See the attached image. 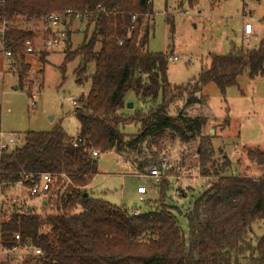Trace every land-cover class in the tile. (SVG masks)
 Returning <instances> with one entry per match:
<instances>
[{"label": "trees", "instance_id": "16d2710c", "mask_svg": "<svg viewBox=\"0 0 264 264\" xmlns=\"http://www.w3.org/2000/svg\"><path fill=\"white\" fill-rule=\"evenodd\" d=\"M198 2L181 0L180 6ZM68 9L72 16L86 17L88 27L94 25L91 37L74 51L67 47L68 31L61 67L65 70L80 58L77 82L90 83L74 110L80 131L76 138L61 125L51 131H29L23 145L0 151L1 249L41 250L29 255L25 264H264V234L255 235V225L264 221V149L246 153L263 169L262 176L231 174L232 161L223 155L218 162L212 137L203 134L208 117L169 111L177 100H185L187 107L202 103L198 94L209 83L225 94L246 72L251 79L264 76V35L256 48L233 47L228 54H211L210 68L192 83L176 86L167 76L170 56L147 50L153 0H0V21L11 23L7 37L12 61L22 68L20 81L30 67L23 44L35 36L33 26L23 24ZM167 21L174 26L172 18ZM131 92L141 107H133L129 115L126 97ZM1 121L0 107V131ZM127 123L138 124L139 133L126 134ZM168 133L186 144L199 138L200 173L216 177L185 214L188 235L177 216L179 208L168 195L171 179L157 183L159 200L138 215L136 209L113 205L88 190L99 173L93 151L123 155L138 151L142 143L157 144ZM75 139L81 141L76 144ZM42 173L55 174L57 180L39 209L32 198L3 201L8 189L26 175L24 184L30 187Z\"/></svg>", "mask_w": 264, "mask_h": 264}, {"label": "rangeland", "instance_id": "374dc122", "mask_svg": "<svg viewBox=\"0 0 264 264\" xmlns=\"http://www.w3.org/2000/svg\"><path fill=\"white\" fill-rule=\"evenodd\" d=\"M180 3L181 0H153V29L147 45L151 53L178 58L175 62L169 58L168 63L167 76L173 85L192 83L202 71L210 68L211 54H228L233 47L250 50L256 48L263 38L264 0H199L193 7L187 4L181 7ZM168 17L174 20L173 27L168 23ZM67 21L71 35L67 47L74 51L91 37L94 25L88 27L86 17L81 15L69 16ZM246 22L252 23L254 28L249 38L243 32ZM23 25L35 29L38 24L30 21ZM67 47L62 44L47 54L25 56L24 61L30 67L23 81L19 80L20 64L15 65L0 56L1 130L19 134V146L24 144L27 132L51 131L58 125L73 138L79 134L71 97L78 100L89 91L90 83L77 82L75 69L80 58H75L62 70ZM199 96L203 98L202 103L188 107L185 100L173 102L170 113L176 115L184 111L190 116H207L209 121L203 134L212 137L214 158L221 162L223 155H227L232 161L231 174L262 176L263 169L251 163L246 153L254 148L264 149V76L251 79L246 72L225 94L215 83H209ZM126 99L128 104H135V109L141 107L134 93H128ZM133 110L127 108V113L131 115ZM140 128L138 124L127 123L124 132L132 136L138 134ZM198 145L199 138L186 144L168 133L157 144L142 143L138 151L123 155L114 150L101 153L96 157L99 173L88 190L93 197L113 205L147 212L160 198L159 181L149 175L154 168L163 170L162 164L167 163L170 168L163 170L162 180L171 179L173 182L168 195L179 208L176 213L188 235L185 214L196 197L216 179L215 175H201ZM139 167L147 176H138ZM14 197L20 201L32 198V204L40 208V201L30 197L25 188L12 187L2 199L5 202ZM4 208L8 209L9 205ZM263 234L264 221L255 225V235ZM36 253L21 247L15 252L0 248V264H25L24 260Z\"/></svg>", "mask_w": 264, "mask_h": 264}, {"label": "built area", "instance_id": "2783aa9c", "mask_svg": "<svg viewBox=\"0 0 264 264\" xmlns=\"http://www.w3.org/2000/svg\"><path fill=\"white\" fill-rule=\"evenodd\" d=\"M73 12L71 9L66 10L65 12H54L47 14L40 20L33 21V24H38L35 31V36L32 38L26 39L23 44L24 52L28 54L33 53H44L52 50L53 48L65 44V41L68 36L67 23L68 21L65 18L72 16ZM75 15V14H74ZM79 15V14H76ZM11 23L7 20L0 21V55L8 60L12 61L14 59V54L10 46V40L7 35L10 32ZM244 35L246 38H249L254 33V28L252 23L246 22L244 26ZM172 62H175L177 57H170ZM35 98V95L33 96ZM72 103L74 106L77 105L78 100L71 97ZM20 135L17 133H6L0 131V151H13L19 144ZM81 139H75L74 142L77 144ZM99 155L98 151H93V156L97 157ZM164 171L169 170L170 166L167 163L162 164ZM163 170L155 169L151 171L150 177L154 178L157 181H160L163 178ZM145 176V175H143ZM57 176L52 173H42L40 175L39 181L33 186L27 187L24 184V180L29 179V175L24 177V180L17 182L13 187L25 188L29 192V196L38 199L39 201L44 200L48 195L50 189L56 183ZM15 202H20L18 197L13 198ZM135 215L140 214L139 211H134ZM17 239H20L19 235H16ZM1 248V247H0ZM19 249V246H14L12 252H15ZM37 254L41 253V250H36Z\"/></svg>", "mask_w": 264, "mask_h": 264}, {"label": "water", "instance_id": "95a60500", "mask_svg": "<svg viewBox=\"0 0 264 264\" xmlns=\"http://www.w3.org/2000/svg\"><path fill=\"white\" fill-rule=\"evenodd\" d=\"M133 106H134V103H132V102H130V103L128 104V107H129V108H133ZM85 196H88V193H87V192L85 193Z\"/></svg>", "mask_w": 264, "mask_h": 264}, {"label": "crops", "instance_id": "0c3cea01", "mask_svg": "<svg viewBox=\"0 0 264 264\" xmlns=\"http://www.w3.org/2000/svg\"><path fill=\"white\" fill-rule=\"evenodd\" d=\"M139 172H140V174H139L138 176H140V175H142V176L145 175V174L143 173V171L139 170ZM97 175H98V174H97ZM97 175H96V176H97ZM96 176H95V177H96ZM145 176H147V175H145ZM95 177H94V178H95ZM94 178H93V180H94ZM151 178H152V177H151ZM93 180H92V181H93ZM91 184H92V182H91ZM89 186H90V185H89Z\"/></svg>", "mask_w": 264, "mask_h": 264}]
</instances>
